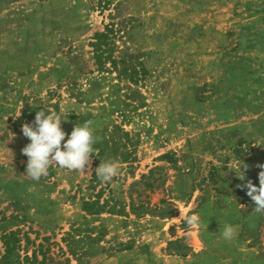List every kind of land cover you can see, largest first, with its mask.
Wrapping results in <instances>:
<instances>
[{
    "label": "rangeland",
    "instance_id": "374dc122",
    "mask_svg": "<svg viewBox=\"0 0 264 264\" xmlns=\"http://www.w3.org/2000/svg\"><path fill=\"white\" fill-rule=\"evenodd\" d=\"M98 3L0 0V264H153L150 248L168 241L189 255L163 264H194L191 252L264 264V216L238 187L259 186L264 164V0ZM111 24L113 57L136 82L95 62V34ZM41 110L69 135L94 122L91 172L25 176L22 125ZM110 134L127 161L106 149ZM102 159L119 166L107 183ZM223 223L237 227L231 241Z\"/></svg>",
    "mask_w": 264,
    "mask_h": 264
},
{
    "label": "clouds",
    "instance_id": "9594fccd",
    "mask_svg": "<svg viewBox=\"0 0 264 264\" xmlns=\"http://www.w3.org/2000/svg\"><path fill=\"white\" fill-rule=\"evenodd\" d=\"M63 119L55 111H38L32 124L22 125L23 135L30 141L23 149L22 154L27 159L26 175L34 181L46 176L48 169L58 166L59 169L76 171L87 174L91 172L93 156H99L93 145L99 140L94 135V122L87 120L83 125L76 124L70 135L66 133L61 122ZM67 137V139H66ZM63 142V144H62ZM262 170L258 174L259 186L251 180L238 185L247 189V196L255 204L254 213L264 216V164L258 165ZM247 165L240 164L237 177L244 181ZM96 177L101 182H110L119 174L117 162L111 159H102L95 169ZM189 219L188 223L194 222ZM220 235L225 241H231L237 235V227L230 223L221 224Z\"/></svg>",
    "mask_w": 264,
    "mask_h": 264
},
{
    "label": "trees",
    "instance_id": "16d2710c",
    "mask_svg": "<svg viewBox=\"0 0 264 264\" xmlns=\"http://www.w3.org/2000/svg\"><path fill=\"white\" fill-rule=\"evenodd\" d=\"M114 0H99L98 5L102 9H107L111 6ZM113 35H115L113 25L105 27V31L101 33H96L92 47L94 49V59L97 63L99 70H105L107 67L106 63H109L113 70L119 71V77L128 80L129 82H136V75L138 73L136 67L132 68H122L119 69L117 60L113 57V50L111 48V42ZM130 88V87H129ZM117 132L122 136L127 137L128 133L123 131L121 128L116 127ZM116 131V130H115ZM103 144L106 146V149L110 148L117 154L119 152L122 157V161H127L132 152L129 151L125 143H121L120 139L116 137V134H110L109 137H106L103 141ZM103 151V149H102ZM176 242V241H175ZM7 243L5 254L2 256L1 260L3 262H8L10 256L12 255L13 249L8 246ZM172 244V243H171ZM26 259H28L26 257Z\"/></svg>",
    "mask_w": 264,
    "mask_h": 264
},
{
    "label": "crops",
    "instance_id": "0c3cea01",
    "mask_svg": "<svg viewBox=\"0 0 264 264\" xmlns=\"http://www.w3.org/2000/svg\"><path fill=\"white\" fill-rule=\"evenodd\" d=\"M178 240V239H176ZM175 240V241H176ZM174 242V241H168L167 243V249H163L162 247H156V246H153V249L150 248V250L153 252V264H156V263H159V264H163L164 261H168L170 258H172L173 256H176V257H181V258H186L189 254L188 253H183V254H176V253H172L169 250V246L170 244ZM191 263H194V264H199V262H201V264H206L204 263L205 261L208 262V264H222L223 260L222 259H219L218 257L216 256H211L209 254H206V252L204 253H195V252H191Z\"/></svg>",
    "mask_w": 264,
    "mask_h": 264
}]
</instances>
